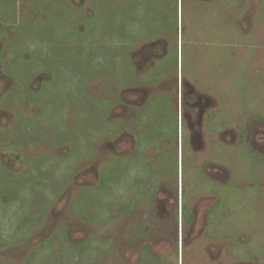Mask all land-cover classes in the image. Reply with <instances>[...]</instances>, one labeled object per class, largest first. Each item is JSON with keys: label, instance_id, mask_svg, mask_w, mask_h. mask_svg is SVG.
Here are the masks:
<instances>
[{"label": "rangeland", "instance_id": "obj_1", "mask_svg": "<svg viewBox=\"0 0 264 264\" xmlns=\"http://www.w3.org/2000/svg\"><path fill=\"white\" fill-rule=\"evenodd\" d=\"M159 39L173 55L137 75L129 55ZM167 76L217 103L204 150L180 173L189 210L198 207L184 264H211V254L264 264V0H0V264H134L152 239L160 264L177 263L175 236L144 231L152 219L140 218L176 166L151 187L165 144L147 119L121 142L123 121L110 118L122 92ZM161 105L157 120L175 121ZM134 132L148 158L121 161Z\"/></svg>", "mask_w": 264, "mask_h": 264}, {"label": "flooded vegetation", "instance_id": "obj_2", "mask_svg": "<svg viewBox=\"0 0 264 264\" xmlns=\"http://www.w3.org/2000/svg\"><path fill=\"white\" fill-rule=\"evenodd\" d=\"M164 21L167 22V25H165L163 33L173 34L174 35V28L172 25L169 26V18L164 16ZM160 34L159 31L156 32V35ZM177 35H178V29H177ZM157 47L158 51L154 49V47ZM149 49V51H148ZM174 49L168 45V43L163 40L159 39L155 41V44L149 46H141L140 49L134 50L132 57L129 55L131 62H134L137 67V75L146 74L149 69H152L156 65H158L159 59H166L173 55ZM133 58V60H132ZM172 58V57H171ZM170 58V59H171ZM151 61V66H149V62ZM168 61V60H167ZM177 70V69H175ZM177 72V71H176ZM170 79L171 82L167 81ZM174 77H168L165 80H162L160 84H148L144 85L142 88H136L127 89L120 95L119 98V105L117 107L118 110H121V112L118 110L114 111V114L111 115L110 118L122 120V127L124 128V134L123 138L120 137L119 140L121 142L125 141L129 144L130 138L127 136V131H132L134 127L138 124V122L142 121V123L147 119L149 122L148 129L150 127L153 128L155 136V142L162 141L163 147H165L164 153H163V160L165 162H162L163 167L160 171L155 172L154 176L152 177V180L150 182L151 187L156 184V181L160 177L161 180L165 179L164 177V171L168 169L167 171L170 172L169 168L170 166L173 167L176 166V169L174 168V172L169 176H172L173 178V185H171L170 188L167 187V183H163V185L159 182V187H152L150 189L152 193V189L154 191V197L152 195L151 201H153V204L149 206L145 205V208L142 210V215L140 218L144 219L141 222L145 223L148 222L149 218L151 217V225H145L144 224V231H147L149 229H152V227L155 228L156 232H161V236H165V239H169L168 235H174L176 240V251H177V257L179 256V253L181 249L183 248L184 242L181 240L184 237L183 229L190 227L194 223L197 222V211L198 207L196 206L195 209L189 210V206L187 204V197H185V190H182L180 184H181V169L185 168L184 161L185 156L190 155V151H200L204 150L206 146V138L204 137V127L206 125V116L212 117L213 113L210 114L213 107L217 106V103L214 101L213 98L209 97L206 93L200 91L195 86H191L189 83H184L183 78L177 76L176 77V84L174 85ZM171 84L173 85L171 87ZM159 85V87H158ZM157 88H161L162 90H166L167 92L157 93ZM160 94V95H159ZM161 100L162 105L169 106L174 112L177 114L176 119L172 121V119H169L166 117V121L168 125H165V118L161 117L162 122L157 120V117L152 113L153 110H157L156 108L159 107L161 104L158 102L159 99ZM161 105V108L163 110L165 109ZM131 109H133L132 112H129ZM151 109H153L151 111ZM151 111V112H150ZM134 113V119L132 117V114ZM180 114V115H179ZM210 114V115H209ZM168 116V114H167ZM180 117V119H179ZM164 118V119H163ZM133 119L134 124L127 125L128 122ZM139 120V121H138ZM157 121V122H156ZM170 123L172 124L173 131L167 130L164 133V131H161L162 128H168L170 129ZM134 137L132 136L131 139V148L132 151H127L124 153H119V160L123 159H133L136 158L137 155L141 157L140 154H143L146 156L145 148L141 146L144 140V136L140 133L134 132ZM173 135H170L172 134ZM251 129L249 128L247 130V140L250 137ZM130 134V133H129ZM166 136V137H165ZM144 137V138H143ZM128 138V139H126ZM145 145V144H144ZM171 145V147L167 146ZM113 150V146L111 147ZM130 149V148H129ZM143 149V150H142ZM163 149V148H162ZM248 151V150H247ZM251 154L252 152L249 151ZM138 158V157H137ZM146 158H148L146 156ZM161 158V159H162ZM157 160V159H156ZM160 161L157 160V163ZM186 164V163H185ZM210 167H218L217 164H214L210 162ZM167 165H169L167 167ZM208 164L207 166H202L200 168V172L206 176V172H208ZM223 168V166L221 167ZM166 172V171H165ZM167 173V172H166ZM212 175L217 176V172L212 173ZM216 178V177H215ZM213 178V179H215ZM219 178V177H217ZM216 178V179H217ZM159 181V180H158ZM154 183V184H153ZM156 191H158L156 193ZM168 191V192H167ZM164 195V198H160L159 195ZM216 199V198H215ZM141 202H145L141 200ZM216 202L217 199H216ZM148 203V202H147ZM142 205V206H140ZM137 205V203H134V206L137 207H143L144 204ZM199 205V204H198ZM212 206V205H211ZM210 206V208H211ZM201 207V206H200ZM126 212V210L124 211ZM209 215L206 216V224L209 222V216L211 215L210 210H208ZM172 213V214H170ZM125 214V213H124ZM156 224H155V223ZM157 223H159L158 226ZM160 229V230H159ZM180 233V234H179ZM164 239V238H163ZM152 241L155 243V247H150L151 254L155 255V249H156V242L155 239H152ZM152 242V244H154ZM169 245V243H168ZM154 246V245H153ZM164 249V248H163ZM166 250H168V247H166ZM212 258H215L213 254H211ZM179 264V260L177 259V263Z\"/></svg>", "mask_w": 264, "mask_h": 264}, {"label": "crops", "instance_id": "obj_3", "mask_svg": "<svg viewBox=\"0 0 264 264\" xmlns=\"http://www.w3.org/2000/svg\"><path fill=\"white\" fill-rule=\"evenodd\" d=\"M179 31V29H178ZM159 250H155V255L151 254V252L149 253V258L147 256H144V257H139V259L136 260V262L134 264H160L161 262V256L159 255L160 253L158 252ZM183 252H185V248H184V244H183V249L181 250ZM181 251L179 253V256L176 258L179 260V264H184V257L183 256V259L181 257ZM177 255V254H176ZM211 256V255H210ZM195 261H198V259L196 258V256L194 257ZM167 259L170 261L171 258H168ZM208 261V260H207ZM211 264H222V257H215V258H212L211 257ZM169 264V263H168ZM240 264H244V262L240 263Z\"/></svg>", "mask_w": 264, "mask_h": 264}]
</instances>
